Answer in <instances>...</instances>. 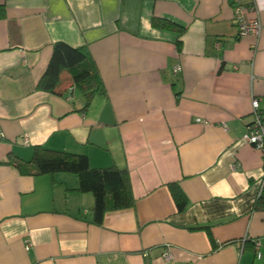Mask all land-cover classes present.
Here are the masks:
<instances>
[{
	"label": "crops",
	"instance_id": "crops-1",
	"mask_svg": "<svg viewBox=\"0 0 264 264\" xmlns=\"http://www.w3.org/2000/svg\"><path fill=\"white\" fill-rule=\"evenodd\" d=\"M242 2L264 26V0ZM57 41L95 62L86 108L66 71L36 88ZM253 99L264 115V29L238 36L231 0H0V264H264ZM35 146L127 169L134 205L95 223L76 174L5 163Z\"/></svg>",
	"mask_w": 264,
	"mask_h": 264
},
{
	"label": "trees",
	"instance_id": "trees-1",
	"mask_svg": "<svg viewBox=\"0 0 264 264\" xmlns=\"http://www.w3.org/2000/svg\"><path fill=\"white\" fill-rule=\"evenodd\" d=\"M152 25L176 30L178 33L176 47L180 50L183 27L159 18H153ZM63 71L70 74L72 85L83 93L84 108L89 105L95 94L104 93L97 67L86 47H72L63 41L53 43L51 57L36 88L57 93ZM5 163L14 167L21 175L35 176L57 172L76 174L79 180L77 190L91 193L93 196V221L98 224L106 212L132 207L135 202L127 169L113 166L92 167L85 154L35 146L29 159L9 155ZM175 199L177 208L181 210L185 205L183 195L178 197L175 194Z\"/></svg>",
	"mask_w": 264,
	"mask_h": 264
},
{
	"label": "built area",
	"instance_id": "built-area-1",
	"mask_svg": "<svg viewBox=\"0 0 264 264\" xmlns=\"http://www.w3.org/2000/svg\"><path fill=\"white\" fill-rule=\"evenodd\" d=\"M231 2L238 36L245 37L252 35L258 37L264 26H262L255 6L245 5L242 0H231ZM179 70V66L174 67V72H178ZM243 140L258 150L262 157H264V115L260 111L259 100L257 99L251 101V120L246 127ZM25 141H27L26 138ZM261 187L264 189V175H262ZM163 257L168 260L170 255L168 252H165Z\"/></svg>",
	"mask_w": 264,
	"mask_h": 264
}]
</instances>
